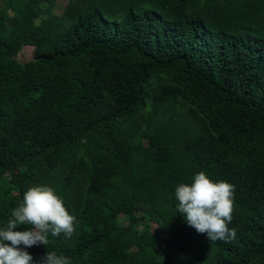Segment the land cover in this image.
<instances>
[{
    "label": "trees",
    "instance_id": "trees-1",
    "mask_svg": "<svg viewBox=\"0 0 264 264\" xmlns=\"http://www.w3.org/2000/svg\"><path fill=\"white\" fill-rule=\"evenodd\" d=\"M56 1L0 0V228L49 186L75 230L34 260L264 264V0ZM200 171L234 186L229 243L177 213Z\"/></svg>",
    "mask_w": 264,
    "mask_h": 264
},
{
    "label": "clouds",
    "instance_id": "clouds-1",
    "mask_svg": "<svg viewBox=\"0 0 264 264\" xmlns=\"http://www.w3.org/2000/svg\"><path fill=\"white\" fill-rule=\"evenodd\" d=\"M233 195L232 184L224 180L213 181L200 171L191 177L190 184L176 186L177 213L198 234H205L208 241L229 243L236 236V230L229 228L234 208ZM75 223L76 217L68 212L51 187L28 188L19 206L11 210L6 227L0 228V264H70L68 257L57 255L55 251H46L34 260L25 249L46 246L49 234L58 237L63 233L71 237ZM17 225L31 227L25 231H14Z\"/></svg>",
    "mask_w": 264,
    "mask_h": 264
},
{
    "label": "rangeland",
    "instance_id": "rangeland-1",
    "mask_svg": "<svg viewBox=\"0 0 264 264\" xmlns=\"http://www.w3.org/2000/svg\"><path fill=\"white\" fill-rule=\"evenodd\" d=\"M67 1L68 0H57L56 1V6H57V9H58L59 13L62 11V9L64 8V6L67 3ZM30 53H31L30 49L24 50V52L20 56V61L21 62H25V61L29 60L30 59Z\"/></svg>",
    "mask_w": 264,
    "mask_h": 264
}]
</instances>
